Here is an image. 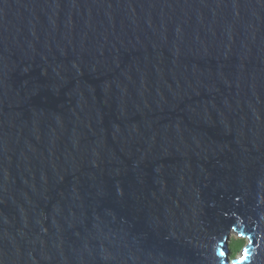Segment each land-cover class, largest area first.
Listing matches in <instances>:
<instances>
[{"label":"water","instance_id":"1","mask_svg":"<svg viewBox=\"0 0 264 264\" xmlns=\"http://www.w3.org/2000/svg\"><path fill=\"white\" fill-rule=\"evenodd\" d=\"M0 264H264V0H0Z\"/></svg>","mask_w":264,"mask_h":264},{"label":"rangeland","instance_id":"2","mask_svg":"<svg viewBox=\"0 0 264 264\" xmlns=\"http://www.w3.org/2000/svg\"><path fill=\"white\" fill-rule=\"evenodd\" d=\"M237 239H243L245 244L247 242V238H242V237L238 236L237 233H235V232L232 233L231 238H230V247L232 250H235V248H237V245H238ZM241 249H242V247H241Z\"/></svg>","mask_w":264,"mask_h":264},{"label":"trees","instance_id":"3","mask_svg":"<svg viewBox=\"0 0 264 264\" xmlns=\"http://www.w3.org/2000/svg\"><path fill=\"white\" fill-rule=\"evenodd\" d=\"M238 245L237 248H235V250H232V256H236V253L241 250V247L244 246L245 242L243 239H237Z\"/></svg>","mask_w":264,"mask_h":264}]
</instances>
